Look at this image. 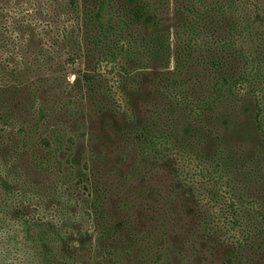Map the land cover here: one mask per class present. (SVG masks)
Listing matches in <instances>:
<instances>
[{"label":"rangeland","instance_id":"rangeland-1","mask_svg":"<svg viewBox=\"0 0 264 264\" xmlns=\"http://www.w3.org/2000/svg\"><path fill=\"white\" fill-rule=\"evenodd\" d=\"M66 1L0 0L20 37L9 43L21 57L16 64L31 63L14 78L0 72V264H236L239 250L229 242L239 237L229 228L228 199L239 207V194L254 208L259 204L264 208V150H258V143L264 144V115L258 130L251 115L255 110L251 86L242 88L250 96L248 111L239 99L225 100L203 110L200 125L183 130L173 156L179 172L175 176L169 164L147 162L122 132L158 117L162 84L186 80L174 72L171 77L164 75L165 68L173 66L174 35L183 20V13L175 9L176 0H160L163 26L130 27L137 40L157 28L169 30L170 50L158 61L123 59L105 50L89 51L87 57L74 44L62 46V40L54 37L63 34L62 26L67 32L72 27L73 19L60 13ZM125 1L112 0L111 12ZM177 1L181 7L188 0ZM200 1L191 0L194 5ZM248 2L251 15L262 17L257 28H264V0ZM77 3L80 16L83 6L96 0ZM127 40L131 42L130 37ZM79 45L82 48V40ZM12 62L10 58L8 63ZM230 62V70L236 71L238 60L231 57ZM138 68L148 74L133 77ZM197 70L203 74L201 67ZM85 71L98 74L95 82L109 93L107 103L74 85ZM203 81L202 76L191 80L188 90L194 96L207 95ZM182 144L186 152L179 149ZM223 149L229 155L221 171L214 167L211 175L205 174L212 168H202L204 159ZM46 150L50 152L43 159ZM258 152V164H249ZM246 164L253 169L250 176ZM175 179L179 183L172 185ZM181 180L184 191L177 190ZM103 184L106 191L97 205L103 209L96 217L94 190ZM199 212L211 216L204 224L212 231L211 238L204 234ZM126 213L123 226L119 216ZM147 231L157 236L149 258L163 252L155 255L157 262L144 261L141 254L144 244L153 240ZM253 264H264V255L256 256Z\"/></svg>","mask_w":264,"mask_h":264},{"label":"trees","instance_id":"trees-1","mask_svg":"<svg viewBox=\"0 0 264 264\" xmlns=\"http://www.w3.org/2000/svg\"><path fill=\"white\" fill-rule=\"evenodd\" d=\"M111 1L96 0L94 5H84L79 16L77 0H67L66 4L59 8L61 14L64 15L65 13L66 16H69L68 18L73 19L72 27L67 32L65 26H62L63 34L60 35V38L58 36L54 38L62 40V46H68L64 42H68L70 45L74 44L77 50H84L87 57L90 54L89 51L102 50L103 53L106 51L111 56H120L129 60L134 57L146 61L163 60L170 50L169 30L157 28L156 31L149 34H141L139 40L130 32V27L134 30L137 25L143 23H151L153 27L163 26L164 18L163 14H160V11L163 13V10H160L163 7L162 1L126 0L121 4L119 3L113 12H111L113 9ZM207 1L208 3L201 0L198 5H194L191 0H188L183 2L180 7L176 0L175 9L177 12L183 13V20L177 24L174 35L173 66L165 68L164 75L171 77V73L174 72L178 76H186V80L182 78L173 79L167 84H162L158 90L161 98L158 117L143 122L140 128L122 132V136H126L134 142L137 153L142 157L144 156L147 162L150 161L152 164L165 162L172 167V171L175 170L173 156L177 153L175 149L183 130L189 125H200L203 110L214 108L218 103H223L225 100L235 102L239 99L244 102L242 105L246 108V102L250 96L249 93L242 91L243 87L251 86L255 106L254 113L251 115L256 121L258 130H262L261 121L262 115H264L262 107L264 103V88L262 87L264 83V28H257L260 26L257 23L259 20L262 22V17L256 12L251 15V9H248V0ZM12 23L10 13L4 7H0V54L2 55L0 72L3 70L10 75L9 77L14 78L13 76L20 74L22 69L30 68L27 65L31 63L25 61L23 66L16 64L18 60H21V57H17L18 53L13 42L9 43L13 40L12 37L15 38L16 42L20 37L15 32ZM74 29H76V33H74ZM128 37L131 38V42L127 40ZM79 40H82V48L79 45ZM89 46H92L91 49H88ZM231 57L236 58L239 62L236 71L230 70ZM10 58H13L12 63H8ZM189 65H194V67L189 69ZM198 67L203 69L202 75L198 72ZM147 71L144 68H138L134 70L132 75L138 78L140 74H148ZM97 76L98 74L85 71L74 79V85L80 91L98 94L101 96L102 102L107 103L109 93L103 84L100 86L95 82ZM200 76L204 80L203 85L207 89V95L198 93V96H194L188 88L191 80H200ZM108 109L111 110L112 108L109 107ZM245 110L248 111L247 108ZM160 114L164 117L161 118ZM21 131H23L22 127L19 128L18 134ZM188 140L193 142L191 139ZM258 146L260 152L264 150V144L258 143ZM181 148L179 149L184 150L185 144H182ZM169 149L172 151L170 154L172 158L167 153L170 151ZM49 152L46 150L42 158H48ZM187 152L190 154L193 150L189 148ZM226 154L229 155V152L223 149L217 154L205 158V162L203 161L205 166L202 168H212L209 171L205 170V174L211 175L214 172V167H218L221 171V163L225 164L224 160H227ZM258 157L259 152L248 161L249 164H258ZM197 165L199 166V164ZM246 167L248 170L245 172L250 176L248 172L253 171V169L247 164ZM174 175H179L177 169ZM177 183L179 181L176 179L174 182L172 181V185ZM183 188L185 189L186 186L181 180L180 190H177L184 191ZM94 191L95 198L92 201V206L95 216L100 217L103 206L102 204L97 205L99 195L102 191H106V186L96 187ZM228 200V209L232 213V216L228 218L229 228L234 229V237H239L237 240L229 242L239 250V260L236 264H253L256 256L262 258L264 255V212H262L264 208L260 204L254 208L249 205V199L244 200L239 194V207L233 203L232 198ZM187 210L190 211L189 214L194 215L193 207H189ZM210 217L204 212L198 213L199 223L202 222L201 227H203L204 234L209 238L212 237V231L204 224L211 221ZM119 218L123 226L127 225V213L126 216H119ZM134 219L138 221L137 218ZM163 232L164 230L161 229L160 234ZM147 234L148 236L152 235L148 231ZM150 238L153 240L149 239L144 244L141 254L148 257L146 259L143 256L144 261L157 262L155 255L158 257L159 253L163 252L158 251L154 254V258H149V254L154 252L153 245L157 236L152 235ZM227 239L223 242H227ZM166 241H168L167 238ZM225 264L232 263L226 262Z\"/></svg>","mask_w":264,"mask_h":264}]
</instances>
